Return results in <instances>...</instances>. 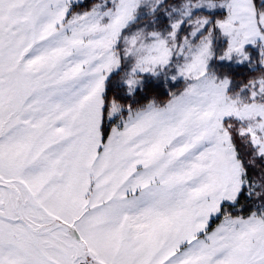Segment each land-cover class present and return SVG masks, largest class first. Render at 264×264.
Returning <instances> with one entry per match:
<instances>
[{
  "label": "snow or ice",
  "instance_id": "1",
  "mask_svg": "<svg viewBox=\"0 0 264 264\" xmlns=\"http://www.w3.org/2000/svg\"><path fill=\"white\" fill-rule=\"evenodd\" d=\"M0 264H264V0H0Z\"/></svg>",
  "mask_w": 264,
  "mask_h": 264
}]
</instances>
